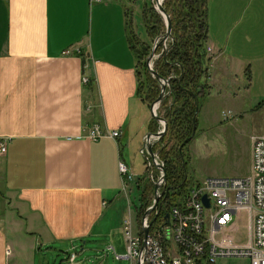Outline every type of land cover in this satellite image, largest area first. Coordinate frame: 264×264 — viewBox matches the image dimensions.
Instances as JSON below:
<instances>
[{
	"label": "crops",
	"instance_id": "crops-1",
	"mask_svg": "<svg viewBox=\"0 0 264 264\" xmlns=\"http://www.w3.org/2000/svg\"><path fill=\"white\" fill-rule=\"evenodd\" d=\"M131 3L0 0V264H56L53 251L66 264L124 255V236L112 240L102 226L127 221V191L144 176L132 155H141L152 118L137 94ZM207 23L211 89L224 86L237 117L249 113L264 136V87L253 67L264 73V0H208ZM95 124L120 136L89 140ZM119 161L135 178L126 191Z\"/></svg>",
	"mask_w": 264,
	"mask_h": 264
},
{
	"label": "built area",
	"instance_id": "built-area-1",
	"mask_svg": "<svg viewBox=\"0 0 264 264\" xmlns=\"http://www.w3.org/2000/svg\"><path fill=\"white\" fill-rule=\"evenodd\" d=\"M74 52L80 55L79 50H65L63 55ZM82 82L86 84L88 79L83 78ZM85 136L92 141L102 137L116 139L120 132H107L95 124ZM4 151L0 143V154ZM140 153L146 166L143 181L153 186L161 184L163 189L165 183L159 171L163 164L157 154L154 153L152 160L145 147ZM250 162V173L246 176L202 179L189 189L181 205L173 207L165 221L151 230L149 217L153 210L144 215L152 204L146 208L136 233L129 218L123 230L126 248L123 259L129 264H214L219 258L239 257L248 258L250 264H264V136L251 139ZM154 170L158 172L156 177ZM118 172L122 190L126 191L135 178L122 161L118 162ZM203 196L207 197L209 207L203 204ZM242 213L244 225L238 231V217ZM143 228L148 230L145 239ZM74 257H69L70 262ZM115 259L121 257L115 256Z\"/></svg>",
	"mask_w": 264,
	"mask_h": 264
},
{
	"label": "trees",
	"instance_id": "trees-1",
	"mask_svg": "<svg viewBox=\"0 0 264 264\" xmlns=\"http://www.w3.org/2000/svg\"><path fill=\"white\" fill-rule=\"evenodd\" d=\"M207 3L208 0H164L162 5L171 20L173 45L168 44L165 58L160 56L152 66L159 77L169 81L170 94L162 100L157 110L158 116L166 122L167 130L153 145L152 151L163 164L165 185L156 208L150 214V230L164 222L171 209L180 206L189 189L198 184L187 180L186 167L190 160L187 147L195 137L194 134L192 138L193 131L196 133L198 128L197 116L211 90ZM131 12V9L127 10L125 17L128 44L137 60V94L150 108L160 94V86L146 66L152 47L137 39L135 31L133 32ZM143 20L149 38L153 39L164 33V25L153 6L145 10ZM161 49L162 46L157 48L156 54H160ZM245 76L248 78L246 70ZM165 92H168L167 87ZM149 130L151 133L159 130L153 118L150 120ZM157 175V170H154V177ZM139 181L141 205L136 214L138 229L146 208L152 204L154 191L151 182H144L143 178L138 180V184Z\"/></svg>",
	"mask_w": 264,
	"mask_h": 264
},
{
	"label": "rangeland",
	"instance_id": "rangeland-1",
	"mask_svg": "<svg viewBox=\"0 0 264 264\" xmlns=\"http://www.w3.org/2000/svg\"><path fill=\"white\" fill-rule=\"evenodd\" d=\"M131 2L130 9L132 11L133 32L135 31L139 41L147 45L149 44L152 47L156 38L164 34L161 33L159 36L151 39L148 37L144 24V12L150 6H154L155 1L132 0ZM160 19L164 25L161 16ZM163 32H165V26ZM164 44L168 47L170 41L167 40L164 42L160 39L157 48ZM253 67L256 71L255 84H259L261 90L264 87V73H260L261 66L255 65ZM222 90L225 91V88L220 83L213 86L210 90L209 97L203 102L198 113V128L195 137H192L193 140L187 147V152L190 157L186 167V178L188 181L200 182L206 177H242L250 173L251 139L252 137H257L258 134L254 131L255 128L250 123L249 113L245 114L243 118L240 116L237 117L233 110V105L227 100L224 93L221 92ZM254 97L255 95L249 100V103L252 102ZM256 104L257 102H254V105ZM138 152L139 150L136 149L132 155V161L135 165L134 169L137 173L140 174L142 172V175H144L146 170L144 158ZM140 201L141 191L139 188L137 189L133 186V189L130 192L127 191L126 194V202L129 203V210L125 219L128 220V216H131L133 233L137 232L136 209L140 207ZM244 217L243 213L238 217V231L244 225ZM105 227L107 228L106 230L104 229ZM123 227L125 225L122 226L121 224L116 228L102 226L105 235L108 236L110 233L112 240L119 242L123 240ZM123 242L121 245L124 255L120 256L121 260H115V255L111 252L106 264H129L128 260L123 259L126 255V248ZM76 246V253H79L82 244L78 243ZM51 254L53 256L59 255L56 257L58 259L56 264H66L64 261V253L61 254L59 251H53ZM214 264H250V260L248 258L227 257L217 259Z\"/></svg>",
	"mask_w": 264,
	"mask_h": 264
},
{
	"label": "water",
	"instance_id": "water-1",
	"mask_svg": "<svg viewBox=\"0 0 264 264\" xmlns=\"http://www.w3.org/2000/svg\"><path fill=\"white\" fill-rule=\"evenodd\" d=\"M154 1L155 3H154L153 8L162 17L164 26H165V32L164 34L156 38L154 44L152 45L151 52L146 59V66H147V69L150 75L155 80H157L160 86V94L158 98L156 99V101L150 106V114H151V117L157 122V124L159 125L161 129L155 133L147 134L143 142V147H145L148 156L152 160L155 159V154L152 151V147L156 142H158L165 135L166 130H167V124L161 117L157 115V110L162 100L170 94L169 81L164 80L161 77H159L158 74L153 70L152 66H153V61L157 60L160 56H163V58H165V54L168 51L167 45L164 44L163 46L161 45L162 49H161L160 54H156L155 50L157 49L158 41L160 39L163 40L164 42L169 40L170 44L173 45V38L171 35V20L162 7L164 0H162L161 3H158V0H154ZM155 4H158L157 7L155 6ZM166 87L168 88V92H165ZM194 134H195V131H193L192 137L194 136ZM159 171L161 172L162 183H165V170L163 166L159 167ZM161 189H162L161 184H158V183L154 184V193H153L154 195H153L152 205H151V208L145 213L144 215L145 217L151 212V210H154L156 208L158 199L160 197L159 191ZM202 202L206 207H209V201L206 196L202 197ZM147 233H148L147 228H143L142 234H143L144 239L147 236Z\"/></svg>",
	"mask_w": 264,
	"mask_h": 264
},
{
	"label": "bare ground",
	"instance_id": "bare-ground-1",
	"mask_svg": "<svg viewBox=\"0 0 264 264\" xmlns=\"http://www.w3.org/2000/svg\"><path fill=\"white\" fill-rule=\"evenodd\" d=\"M161 2H162V0H158V3H161ZM157 5H158V4H155L156 7H157Z\"/></svg>",
	"mask_w": 264,
	"mask_h": 264
}]
</instances>
